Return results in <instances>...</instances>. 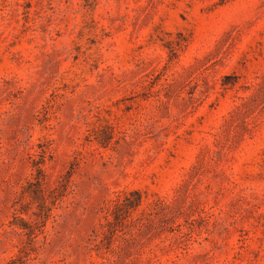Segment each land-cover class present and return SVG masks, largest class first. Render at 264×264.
<instances>
[{
  "label": "rangeland",
  "instance_id": "obj_1",
  "mask_svg": "<svg viewBox=\"0 0 264 264\" xmlns=\"http://www.w3.org/2000/svg\"><path fill=\"white\" fill-rule=\"evenodd\" d=\"M0 264H264V0H0Z\"/></svg>",
  "mask_w": 264,
  "mask_h": 264
}]
</instances>
